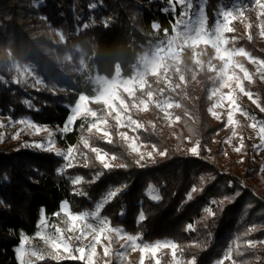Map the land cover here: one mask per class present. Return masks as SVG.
<instances>
[{
  "label": "trees",
  "instance_id": "1",
  "mask_svg": "<svg viewBox=\"0 0 264 264\" xmlns=\"http://www.w3.org/2000/svg\"><path fill=\"white\" fill-rule=\"evenodd\" d=\"M229 1L208 0L210 19L218 4ZM167 7L166 0H0V116L29 117L60 129L81 95L97 94L95 76L112 77L117 69L123 77L133 74L140 56L177 17L173 11H163ZM154 22L160 29L152 28ZM50 27L61 32L63 42ZM235 46L264 59V39L239 36ZM15 62L30 64L42 80L40 87L14 82ZM201 77L197 88L186 85L175 92L160 83L166 89L160 99L171 98L180 105L172 108L173 115L181 118L172 128L153 108L134 116L144 125L137 131L139 140L146 147L155 145L157 152L144 167L134 163L136 155L128 154L114 132V143L93 136L90 144L115 155L114 164L127 167L103 169L93 161L85 168L80 157L73 164L78 166L62 174L58 172L63 164L60 156L10 136L0 139V264H19L16 249L22 239L34 240L42 216L54 218L61 202L67 201L73 213L91 211L109 189L117 187L121 192L101 212L111 226L140 236L146 243L170 239L178 245L177 256L182 251L185 260L195 256L197 264H213L236 236L253 225L257 230L242 240L263 239L264 175L260 166L264 155H256L248 138L242 166L233 153L223 155L222 140L230 130L224 120L209 118L208 93L215 80L206 70ZM153 87H157L156 80ZM248 87L264 105V82L254 76ZM258 117L264 119V113ZM88 125L85 118H77L70 131L58 135L60 146H76L94 157L79 141ZM218 132L222 136L214 140ZM188 142L198 143V155L183 150ZM165 150L166 155L158 154ZM76 176L84 180L74 186L69 177ZM150 185L159 192L157 202L146 194ZM79 191L85 195L77 194ZM205 208H211L214 215L206 214ZM140 212L146 218L138 223ZM189 223L194 226L191 231L187 230ZM258 249L241 247L239 254L233 252L232 260L264 264V246ZM158 258L161 264H171L167 251ZM40 264L84 262L48 259ZM144 264H154L153 259L146 258Z\"/></svg>",
  "mask_w": 264,
  "mask_h": 264
},
{
  "label": "snow or ice",
  "instance_id": "2",
  "mask_svg": "<svg viewBox=\"0 0 264 264\" xmlns=\"http://www.w3.org/2000/svg\"><path fill=\"white\" fill-rule=\"evenodd\" d=\"M168 5L167 8L163 11H173L175 12L177 8L180 9L178 17L175 18L174 23L171 25L172 33L169 34V29H163L165 33V38L158 41L152 48L149 53L141 57L138 70L135 72V75L127 80L120 79L119 73L117 77L112 82H100L101 86L98 88L97 99H104L105 104H108L109 108L115 111V125L109 126L108 121L105 118H98L97 113L87 109L84 106V101L88 99L87 96L81 95L79 97L80 102L73 109L72 116L69 117L66 125L61 131L67 133L70 130V125L78 116L93 117L96 118L95 122H92L87 127V133L93 134L95 130V135L99 136V139L104 140L105 142L112 144L114 143L113 134L110 131L111 127L119 129L120 127H128L133 131L143 129L144 125L139 123L137 120L133 119L130 114H127L129 111V105L125 104L123 100H120V107H116L112 104H109L110 100L119 99V96L116 92L118 87H123L124 91L128 92L130 96L135 98L137 88L140 90L142 95L146 96L147 99H141L139 103H133L132 108L140 109L141 106L143 109H147L150 103H154L157 108L163 111L166 116H170L171 113L169 109L173 107H180L179 103H175L171 98L160 99L164 96L165 88L159 87L160 83L163 82L167 88L171 89L173 92L180 87L179 84L172 86L171 81L167 78V72L170 67L173 65H178L180 62L181 52L185 49H192L193 51L200 45L208 46L211 45L215 49L216 56L219 60L223 61V67L219 69L217 75L220 81V88H230L234 90L238 89L240 93L247 96L249 100H252V103L256 105L260 113H264V105H262L259 97L253 99V93L247 91L245 88L244 81H252L253 73H250L249 70L244 66L243 63H240L238 60H235L234 57L243 56L246 57L251 63L256 65L255 75H258L261 80H264V59L257 58L251 53L247 52L244 47H235V42L237 37L233 36L231 41L225 35V33H231L234 31L230 27L232 20L242 17L244 14V9L239 5H234L227 9L221 7L218 12V19L215 24L209 28L207 23V16L205 14V8L203 6L204 0H201L200 6L196 7L193 0H166ZM95 7V5H93ZM253 8L256 10V15L258 20H260L259 29L260 34L264 36V0H253ZM107 26V25H106ZM248 27H251L249 25ZM153 29H160L158 23L152 24ZM249 40L252 39L251 35L248 37ZM232 44V47H229V44ZM199 63V61H198ZM210 70H214L215 66L211 65L209 61ZM230 68H238L243 76H239L235 71L229 72ZM179 71V68L176 69ZM151 74L156 77L157 88L153 89L152 85L148 83L145 77ZM180 80H184V76H180ZM14 82H20L19 80ZM219 89L213 91V95L218 92ZM227 100L230 101V105L233 107V110L228 111L227 113V123L228 125H237L239 122L234 119L233 111H241L242 114L247 117L252 123L250 127L255 130L256 136L259 138V144L253 145L254 149L264 148V119H257L255 115L250 114L248 111L240 109L239 105L236 102V99L233 96V92L230 91L227 93ZM215 107V106H214ZM209 111L217 119H220V116L210 108ZM111 115V112L109 113ZM176 120L181 118L177 116ZM21 124L26 125L33 132H48L49 139L44 143H34L33 147L39 149H45L54 153L57 156H60L66 163L63 168L58 169V172L61 174L65 169L72 168V160H75L77 157H83L84 163L83 167L87 168L91 165L93 161L98 162L103 169H112L114 167L124 168L127 167L126 164H114L111 163L108 159L109 154L103 152V150L94 147L90 144V139L94 138L93 135L82 136L81 144L84 149H88L90 153L94 154V157L89 156L87 152L80 151L79 147L70 146L67 148L66 152L58 151L54 148L52 136L53 133L47 129H42L31 121H20ZM191 130V129H190ZM117 135L122 142V146L126 147L128 154H139V159L135 160L134 163L140 167L145 165L141 162L145 160V154L140 153V147L137 144L136 137H130L126 132H118ZM237 132L232 131V137H236ZM244 138H240V145L234 150L236 152H241L244 149ZM155 149V145H153ZM190 152L194 155H198V143L197 146H194L190 149ZM160 156L166 155L165 151L158 152ZM148 157H152L153 153L148 152ZM115 155L111 156V160H116ZM203 179V178H202ZM70 182L75 186L83 182L84 178L81 176L69 177ZM121 188L117 187L114 189H109L106 194L103 195L101 199L95 204L94 210L91 211H81L78 213H73L67 201L61 205V211L55 213L54 215L59 217L61 214L65 217L62 223L65 227L61 228L59 226L53 225V232H42L38 231L36 236L44 241V244L47 245V249H39L33 247L31 249H25V244L27 243V238L25 237L22 240L21 246L16 249L18 259L20 264H40V262L51 259L56 262L62 260H74V261H83L84 264H94L93 258L96 256L97 245L103 244V240L109 241L107 245L103 246V254L105 257L115 256L117 264H123L126 251H117L115 253L111 250V241L112 234H115L118 238L124 240V243L121 245L122 249L131 248L133 251L139 249L141 252V264H143L144 253L150 254V259H154L155 264H161L159 258H157V252L161 248H170L171 256L173 259V264H197L196 257L193 256L189 260L183 258L181 255L177 258L178 245L172 241H157L154 243H138L142 238L137 235L128 234L121 227H113L110 224L109 218L101 215L102 210L107 206V204L121 192ZM149 191L156 193L151 196V199L159 201L161 197L156 192V189L153 186H149ZM196 191L195 188L192 190ZM77 194L83 196L85 193L79 191ZM188 199H192V192L188 194ZM225 199H229L225 197ZM2 203V202H0ZM215 203V201H213ZM205 213L208 215H214L211 208H205ZM145 215L143 212H140L138 216V223L145 220ZM41 229L48 228V222L46 218H42L40 222ZM193 224L189 223L187 225V230H193ZM257 230V226L253 225L248 228L247 231L242 233L239 236H236L235 239L231 241L228 247L223 251V257L217 259L214 264H224L225 260H232L233 252L239 254L240 248L243 247L245 250H259L258 245H264V241H255L252 239L242 240V236L246 237L250 232ZM103 237V240H102ZM77 242L76 246H73L71 243L72 240ZM87 241V243H85ZM196 247L201 245L196 244ZM27 257V259H25ZM256 260H260L259 256L255 257ZM104 264H112V260L108 259L104 261ZM232 264H236L235 260H232Z\"/></svg>",
  "mask_w": 264,
  "mask_h": 264
},
{
  "label": "rangeland",
  "instance_id": "3",
  "mask_svg": "<svg viewBox=\"0 0 264 264\" xmlns=\"http://www.w3.org/2000/svg\"><path fill=\"white\" fill-rule=\"evenodd\" d=\"M194 5L196 7L200 6L201 0H193ZM207 3L208 0H204V8H205V14L207 16V23L209 28H211L216 20L218 19V12L221 9V7L227 9L229 7H233L234 5H239L240 7H242L244 9V14L242 17H239L237 19H234L231 21L230 23V27H232L234 29L233 32L231 33H225V35L229 38V40L231 41V38L233 36L235 37H239V36H244L245 38L248 39L249 35H251L252 39H258V40H263L264 36H262L260 34V29H259V24H260V20H258L257 15H256V10L253 8V0H230L227 3H220L218 4V6H216V8L213 10L212 13V17L210 19L208 13H207ZM35 5L38 6L39 3L35 2ZM180 9L177 8V10L175 11L176 16L178 17V13H179ZM176 17V18H177ZM174 23V22H173ZM172 23V24H173ZM249 25H251V27H248ZM158 30V29H155ZM49 31L54 34V36L57 38V40L59 42H63L64 37L61 34V32L58 29H55L54 27H50ZM172 33V29H169V34ZM165 38V33L164 31L162 33H160L158 35V38L154 41V43L152 44L151 48L160 40ZM233 45L230 43L229 47H232ZM235 46V45H234ZM237 47V46H235ZM151 48L149 49V51L143 53L139 60L138 63L136 64L135 68H134V72L130 77H123L120 74L119 69H117L115 71V73L113 74L112 77H105V76H95L93 78V81L95 84H97L98 88L101 86L100 82H112L113 80L116 79L117 74L119 73L120 79L122 80H127L132 78L135 75V72L138 70L139 68V64H140V60L141 57H143L144 55H146L147 53H149L151 51ZM239 48V47H237ZM256 57V56H255ZM258 58V57H257ZM235 60H238L240 63H243L244 66L249 70L250 73H253V77L254 76H258L255 75V69H256V65L251 63V61H249L246 57L243 56H237L234 57ZM199 61V63H198ZM209 61H211V65H214L215 68L214 70H210V65H209ZM223 67V61L219 60V58L216 56L215 53V49H213L211 47V45L208 46H204V45H200L198 46L194 51L192 49H188L185 48L180 55V62L178 65H173L172 67L169 68L168 72H167V78L171 81V84L173 87H175V85L179 84L180 87H184L186 85H191L194 87H198V84L201 80V75L203 71H208L209 76L214 77L215 80V84L213 87H211L209 93H208V100L210 101V106L208 108V116L210 119L212 120H216V121H220V120H224L226 127L229 128V135H227L226 137H224V139L222 140L223 146H224V152L223 155L227 156L229 153H233L238 161V163L240 164V166H242L244 164L243 161V150L241 152H236L234 149L236 147H238L240 145V138L243 137L244 141L245 138H248L251 142L252 145H256L259 144V138L256 136V132L255 130H253L250 127V124L252 123L247 117H245L241 111H233V116L234 119L237 120L239 123L235 126L233 125H228L227 123V113L230 110H233V107L230 105V101L227 100V93L232 91L233 92V96L236 99L237 104L239 105L240 109L246 110L248 111L250 114L255 115L257 119H260L258 117V113H260L259 109L256 107L255 104L252 103V100H249L247 96L243 95L242 93L239 92L238 89L234 90V85H233V89L230 88H220V81L218 78V71L220 68ZM179 68V71H177L176 69ZM13 69H14V73H13V80H19V81H26L29 84H31L34 87H40V85L42 84V80L35 74L36 72L34 71L33 67L30 64H19L16 63L13 65ZM232 71H235L237 75L239 76H243V73L240 72V70L238 68H230L229 72L231 73ZM183 75L184 76V80L181 81L180 80V76ZM259 77V76H258ZM145 79L148 81L149 84L152 85L153 89H156L155 87H153V84L155 83L156 77L148 74ZM264 82V80H262ZM252 81H244L245 84V88L247 91H251L249 89V85L251 84ZM164 86H166L163 82H161ZM167 87V86H166ZM215 89H219L218 92L215 93V95H213V91ZM116 92L119 96V99H113L109 101V104H112L116 107H120V100H123L125 104L129 105V111L127 114H130L132 116L133 119L137 120L139 123L140 120H138L136 117H134L136 114L140 115V114H146L150 111L151 108H153L156 112L157 115L160 119H162V121L169 127L172 128L174 125V122L176 121V117L173 115L172 113V109H169V112L171 113L170 116H166V114L161 111L159 108H157L155 106L154 103H150L148 105L147 109H143V107L141 106L140 109H136V108H132L131 105L135 102V103H139V101L141 99H147L146 96L142 95V93L140 92V90L137 88L136 91V96L135 98L133 96H130L128 94V92L124 91L123 87H118L116 89ZM252 92V91H251ZM253 93V99L257 98V95ZM98 92L95 96L93 97H88V99L86 101H84V106L87 109H91V111H94L97 113V117L98 118H105L108 121V125L109 126H113L115 125V120L113 119V117L115 116V111L111 110L108 106V104H105L104 99H97L98 96ZM80 102V99H78L77 103L71 107L70 109V114L67 117L66 121L64 122L63 126L60 129H53L50 128L49 126H44L41 125L37 122H34L31 118L29 117H21L19 119H11L10 117L7 116H0V139L6 137V136H10L13 140H22L25 143H21L22 144H29L32 148L37 149V150H46L45 149H39V148H35L33 147L34 143H44L46 142L49 137H48V132L45 131H41V132H33L32 129H30L29 127H27L24 124H21L20 121L24 120V121H31L33 124H35L36 126L42 128V129H47L49 131H51L53 133L52 136V140L54 142L53 146L56 150L61 151V152H66L67 149L62 148L59 144L58 141V135H61L63 132L61 131V129L64 128V126L66 125L68 119L70 116H72L73 114V109L76 107V105ZM215 106V107H214ZM212 108L219 116L220 119H217L215 116H213L211 114V112L209 111V109ZM111 112V115H109V113ZM77 118H85L83 116H78ZM76 118V119H77ZM75 119V120H76ZM87 120V123L90 124L92 122H95L96 118L93 117H87L85 118ZM75 120L73 121V123L70 125V130L72 129V126L75 122ZM69 130V131H70ZM235 130L237 132V136L236 137H232V131ZM111 132L114 133H118V132H126L130 137H136L137 139V144L140 147V153L145 154V160H143L141 163L142 164H146L148 163L155 155H157L156 150L153 148V146L151 147H146L144 143H142L139 140L137 131H133L131 128H128L126 126L124 127H120L119 129L115 128V127H111L110 128ZM88 135H95V130L93 131V134H88L87 133V129L84 131V135L83 136H88ZM222 136L221 132L216 133V135L214 136V140H218L220 137ZM81 137L79 138V141H81ZM99 138V136H96ZM119 137V136H118ZM172 139V135L170 137ZM26 144V145H27ZM194 146H197L196 142H188V144L183 148L184 151H186L188 154L190 155H194L190 152V149ZM98 148V147H97ZM101 149V148H99ZM102 150V149H101ZM198 151H199V147H198ZM253 151L256 153V155L261 158L264 155V148H259V149H254ZM103 152H105L103 150ZM148 152H152L153 156L152 157H148L147 153ZM136 158L139 159V154H135ZM108 159L111 163H113V161L111 160V156H108ZM63 160V159H62ZM81 158L77 157L75 160H72L71 163L74 164V162L76 161H80ZM66 162L63 160V164L62 167L64 166ZM60 168V169H61ZM260 173L261 175H264V164H262L260 166ZM156 192L159 195L158 190L156 189ZM146 194L147 196L151 199V196L156 194V193H152L149 191V188L146 190ZM154 202H157L156 200L151 199ZM63 203H60V209L58 212L61 211V205ZM42 218H46L47 222H48V228L46 229H41L40 226V222L42 220ZM41 220L38 223V231H42V232H53V225L59 226L61 228L65 227V225L62 223V221L65 219V217L63 216V214H61L59 217L55 216L54 218H48L45 216H42ZM57 218V219H56ZM36 232V233H37ZM36 236V235H35ZM25 238V237H24ZM23 238V239H24ZM22 239V240H23ZM103 240V237H102ZM171 241L170 239H162L159 240L161 242L163 241ZM255 241H264L263 239H256ZM157 242V241H156ZM173 242V241H172ZM22 243V241H21ZM21 243L19 244L18 247L21 246ZM71 243L73 244V246H76L77 242L73 239L71 241ZM85 243H87V241H85ZM109 243V241L107 240H103V244H98L97 245V249H96V256L93 258L94 260V264H104L105 260L111 259L112 262H114V264H117V260L115 258V256H111V257H105L103 254V246L107 245ZM124 243V240L118 238L115 234H112V241H111V250L113 253L117 252V251H126V255H125V259L123 264H128L131 261H136V264H141V252L139 249H136L135 251H133L131 248L125 250L121 248V245ZM138 243H146L142 240L138 241ZM25 249H31L33 247L39 248V249H47V245L44 244V241L40 238H38L37 236L34 238V240H28L27 239V243L24 245ZM264 245H258V247H262ZM17 247V248H18ZM169 252V254L171 255V249L170 248H161L158 250L157 252V258L159 256V254L163 253V252ZM18 258V255H17ZM146 258H150V254L149 253H144V260H143V264L145 262ZM172 258V256H171ZM177 258H179L177 256ZM25 259H27V257H25ZM19 261V259H18ZM154 262V259H153ZM20 264V261H19ZM155 264V262H154ZM171 264H173V259H171ZM214 264V263H213ZM224 264H232V260H226V262ZM237 264V263H236Z\"/></svg>",
  "mask_w": 264,
  "mask_h": 264
},
{
  "label": "crops",
  "instance_id": "4",
  "mask_svg": "<svg viewBox=\"0 0 264 264\" xmlns=\"http://www.w3.org/2000/svg\"><path fill=\"white\" fill-rule=\"evenodd\" d=\"M65 201L61 202V203H64Z\"/></svg>",
  "mask_w": 264,
  "mask_h": 264
}]
</instances>
